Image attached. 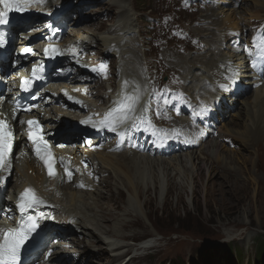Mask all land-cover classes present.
Segmentation results:
<instances>
[{
  "label": "rangeland",
  "instance_id": "1",
  "mask_svg": "<svg viewBox=\"0 0 264 264\" xmlns=\"http://www.w3.org/2000/svg\"><path fill=\"white\" fill-rule=\"evenodd\" d=\"M86 1L88 0L82 2ZM94 3H97L99 8L108 9L107 14L110 19L115 20L111 21L113 23L110 25L108 22L104 23L101 29H110L112 31L108 33L110 35L115 32L124 34L127 39L121 51V62L128 60L132 49L135 50L137 58L141 56L139 47L141 38L138 36L139 16L145 17L149 13L147 7L150 0H93L86 3L83 9H89ZM122 10L124 11L121 12ZM259 16H264V0H244L238 10L236 23H230L228 27L234 28L241 23L247 26ZM188 18L192 19L193 16L186 13L185 25H188ZM84 23H91V20H85ZM83 27L92 28L88 25ZM191 27L192 22L189 24V28ZM194 30L196 31V28ZM89 43V47L101 49L103 57H109L96 38H91ZM187 59V54L176 57L184 68L188 67ZM118 60L119 58H114L112 61L114 70ZM141 72V84L146 87L143 71ZM127 73L132 75V72ZM102 77L104 85L102 88L110 91L108 75ZM157 84L159 86L162 82L158 80ZM230 93L229 90L225 91V101H229L228 98L232 97ZM251 94L248 97L242 95L238 99L231 98L226 104L225 102L220 104L217 110L219 117L221 114L224 119L227 117L221 131L223 136L230 140L224 143L216 139L217 141L213 140L212 145L215 144L217 147L208 150L202 146L194 151L196 157L202 162L205 161L204 163L209 167L208 171L202 169L203 179H197L195 191V187L192 189L193 185L181 187L175 173H171L172 179H175L172 186L166 189L155 185L148 188L140 180H135L136 178L131 179V182L128 180L125 182L123 171L117 172L119 170L117 165L126 168L121 160L113 159L117 171L111 170L112 165L102 161L105 166L107 164L106 167L111 173L99 187L100 190L78 192L80 195L78 199L81 201L77 203V206L80 204L77 209L82 218L88 217V219H86L87 223L85 221L86 226H82L83 238L75 237V239L83 241L85 248L80 250L88 252L89 260L94 264H127L132 257H139V261L128 264H264V251L262 252L264 248V120H258L259 128L254 126L250 135L244 134L243 128L240 129L244 125L240 128L231 125L233 120L239 122L241 113L245 115L243 118L246 120V125L252 121L249 116L252 104L249 105L248 102ZM244 98L246 102L242 101ZM234 101H237L235 111L228 107ZM92 103L95 102L92 100ZM148 117H150L149 113ZM218 164L223 168L227 167L224 174L240 176L242 180L240 181L239 178L235 184V186L239 185L237 188L228 185L226 189H221L217 185L222 180L216 178V174L224 175L216 171ZM256 166L258 169H255ZM32 171L29 170V173L34 172ZM213 180L216 181V185ZM17 183L16 176L12 185ZM174 184L176 186L173 187ZM247 185L250 187L249 192L244 193L241 188ZM136 187L142 189L141 197L138 196ZM63 201L67 202L66 196ZM238 202L237 211L230 213V208L226 206ZM101 210L111 220L108 221L106 218L105 221L104 218L103 221ZM146 240L150 241L146 244L141 243ZM150 244L149 248H143V245ZM78 250V247L73 246L68 251L75 257ZM102 250L106 253L103 257L99 255ZM60 264H70L69 259Z\"/></svg>",
  "mask_w": 264,
  "mask_h": 264
},
{
  "label": "bare ground",
  "instance_id": "2",
  "mask_svg": "<svg viewBox=\"0 0 264 264\" xmlns=\"http://www.w3.org/2000/svg\"><path fill=\"white\" fill-rule=\"evenodd\" d=\"M92 1L93 0H88V1L83 3L82 1L79 0V3L81 5V7L83 8V6L86 3L92 2ZM68 3L71 4V2L69 0H48V1H43L42 2L43 8H44V10L46 12H53L57 8H61L62 6L66 5ZM123 11L124 10H122L121 12H123ZM118 12H119V10H118ZM117 13H115V14H117ZM226 18L231 20V18L228 17V16ZM41 21H45V20H41ZM108 21L111 22V21H115V20L114 19L112 20V19L109 18ZM84 22H85V20L83 22H81L79 28L76 29V30H80V34L77 36V38H79V39H81L83 41L87 40L85 45H82L80 47H83L85 49H89L88 54L83 55L82 58H85L86 61L88 62V64H91V66L96 68L95 70H93L94 72H98L99 73V69H101V65L100 64H92V63L96 62V61H98V59L102 58L103 57V52H102L101 49H97L98 47H93V46L89 47V45H90L89 42L91 41V38H96L98 40V42H100L103 50L108 53L109 57H111L109 60L113 61L114 58H119L117 64L115 65L116 66V70H114V68H113L114 67V62H113L111 64L112 74L108 75V80L111 81L112 85L115 83L116 86H117V88L113 91V93H110V95L114 96L116 90H118L116 96H117V98H119L121 96V94H122V92H119V88L120 87L124 86L125 84H128L130 86L135 85V90H136L137 95H138V97H137L138 98L137 99V110L140 111L142 116L138 115L137 117H134V115H131L130 116V120L131 121L132 120L140 121L142 119V117H148V113L149 112H148L147 109H149V100H150L149 96L151 95V93L149 94L148 90H146V89H149V88L145 89V87L141 84L142 72H141L140 67L138 66L139 61H138V58H136L135 50L132 49V51L129 53L128 60H126L124 62H121V60H122L121 51L123 50L125 43H127V39L124 36V34L120 35L118 32L117 33L115 32L112 35H110V34H108L109 32H112L110 29L99 30L96 27H94L93 25H91L90 23H84ZM91 22H92V20H91ZM86 25L92 26V28L91 27H83V26H86ZM25 30L26 29H20L19 33L21 35L28 34V33L22 34V32L24 33ZM115 31H117V30L115 29ZM111 42H115L117 47L112 48L111 46H109V43H111ZM109 57H104V58L108 59ZM173 64H175V63L174 62L171 63V65H173ZM206 67H207V64H206ZM185 69L188 72L187 76L185 77V80L190 75V71L191 70H195V71H198V72H199V70H201L200 67H196V64L194 62H191V61H188V67L187 68H183V70L185 71ZM102 71H103V69L100 70V73ZM127 72H132V75L128 74ZM94 75H98V74L94 73V74H90L89 76H94ZM59 76L61 78L60 81L53 80V82H52V85L54 86V88H51V91L53 93H54V91L59 90V86L60 85L66 84L65 79H66L67 73H65V75H59ZM71 76H72V73H71ZM194 76L195 75L193 73L192 77H194ZM85 77H88V76H85ZM72 83H74L72 85H74L75 88L77 86H79L80 84L82 86L83 85H87V86H89L91 88H94V89L96 87H101V88L104 87V85H103V77L100 78L99 80H97V79H90L89 81L83 80L79 84H77L76 81H74ZM66 85H68V84H66ZM149 85H151V83H149ZM189 85H191V84H189ZM68 86H69V94L72 95V92L74 93V91H73V89L71 88L70 85H68ZM82 86H80V88H82V90H84ZM238 88H239V85L235 84L234 89L238 90ZM77 89L79 90V88H77ZM142 90H144V91H142ZM110 91H111V89H110ZM238 92H239V90H238ZM143 93L147 94L148 98H147V102L145 103V105L140 107L141 98L146 97V95H144ZM251 93L252 94H251V97L248 98V102H249V105L252 104V106H250L251 115H249V116H251L250 120H252V121H249L247 123L248 125H246V122H245L246 120H245V118H243V117H245V115L243 113H241L240 117H239V122L233 120V122L231 123V125L233 127H238V128H240L241 126L244 125V127H241L240 129L243 128L244 129L243 133L244 134L247 133L249 135L251 133H253L254 126L257 127L258 120H264V84L257 86V88L252 90ZM98 95H99V92H97V91L92 94L93 97L94 96H98ZM51 96L54 99V95H51ZM100 96H101L102 99L105 98V95H103V94H101ZM114 98H115V96L113 97V99ZM224 98H226L225 95H224ZM231 98L232 97L228 98L229 101H231ZM71 99L75 100V97H73ZM113 99H112V101H113ZM106 100L109 101L111 99H109V96H108V98L105 99V102H106ZM129 100H131V99L129 98ZM54 101L55 100H53L51 104H49L47 106H44L45 114H47L45 119L48 120V124H49L50 128H52V129H62V128L66 127L69 124L72 126V122L70 123V119H69V116H72L70 110L66 109L64 107L63 103H60L58 101H56L57 102L56 104H53ZM93 101L96 102V100H93ZM242 101L246 102V99L244 98ZM0 103H2V102L0 101ZM220 104L219 103L215 104L216 111L220 107ZM95 106H99V103L95 104ZM56 113H58L61 117H59V116L57 117L55 115ZM222 115L223 114L220 115V118H221ZM53 116L56 117L58 122L52 121V120L49 119L50 117H53ZM73 118L76 120L77 115L76 116L73 115ZM77 119H79V118H77ZM88 119L89 120H93V118H91V117H89ZM101 119H102L101 117L97 118V120L99 122H101ZM259 125H260V123H259ZM257 128H259V126ZM259 136H260V133H259ZM253 137H254V135H253ZM254 140H255V138H254ZM212 142H213V140H211L209 143H207L203 147L208 148V150H211L212 149L211 147H213V148L217 147V145L215 146V144L212 145ZM194 151L195 150H193L191 152L184 153L182 155H174L175 157L173 156L172 158H168V159H164L162 157L151 158V157H149L147 155H138V154H136L135 152H132V151H127L126 153H123V152L122 153H108L106 151H99V152H97V153H95L93 155V159L96 160L99 163V165L101 167H104V168L107 166V164L105 166L104 163L102 164V161L112 165V169L111 170H113V171H117V169H115L116 166H114L113 159L114 160H117V159L121 160L122 164L124 166H126L127 169L125 167H121L120 165H117V167L119 169L117 172L121 173V171H123V174L125 176V178H124L125 182L127 180L131 182V179L136 178L135 180H140L141 182L146 184V186L148 188L149 187L152 188V186L155 185L157 187L160 186L161 188H163V189L165 188L166 189V188L172 186L173 180H175V179H172V174L171 173H175V176H176V179L178 181V184L181 187H185L186 185H188V186L189 185H191V186L193 185L192 189L195 187V189H194V191H195L196 187H197V179H203V175H202L203 174V170L208 171L209 167L204 163L205 161L202 162L196 157V155L194 154ZM18 154H21V152L19 151ZM100 154L103 155V156H100ZM205 157H206V155H205ZM111 158H112V160H111ZM122 158H124V159H122ZM19 159H20V162L17 164L16 161H15V165H14L15 166L14 170L21 171V176H20V174L17 176L18 184H22L23 181H27L29 183H33V184L37 185L38 187H42L41 186L42 185L41 180L43 179V174H41L35 168V166H34V164H32V162L28 161L29 157H27L26 155H24L23 159L22 158H19ZM244 163H246V162H244ZM24 164H26V166H25V168L23 170H21L20 168H22L24 166ZM226 168L221 167L219 164L216 165V171L218 173H220V174L226 173V170H227ZM29 169L35 170L36 174L30 175L29 172H27ZM255 169H258V167L256 166ZM105 171H107V170H102L101 172L103 173ZM108 172L111 173V171H109V170H108ZM133 175L135 177H133ZM216 178H220V180H222V181H219V183L217 185L220 186L221 189H224V188L226 189V187L228 185L229 186L230 185L231 186H235V184H237V181H239L240 176L238 174L230 175V176L227 175V174H224V175L216 174ZM8 180H9L8 177H5L4 179L0 180V182H1L0 183V187H6V184L8 183ZM241 180L242 179L240 178V181ZM215 182L216 181H214V185H216ZM10 183H13V177L11 178ZM174 186H176V185L174 184L173 187ZM238 186L239 185H237L235 187L237 188ZM77 189H78V187L74 188L72 184H64V186L61 187L59 189V191L62 192L64 196H66L67 202H64L63 200L59 201L58 206L60 207V209L62 211H66L67 212L66 219L70 215H74V216H76L78 218V220H77L78 226H79V222L82 223V226H86L85 225V221H86V219H88V217H83L82 218L80 213H79V211H78V209H77V207L80 206V204H78V206H77V203L81 201V200L79 201L80 195H78V192L80 190H77ZM221 189H219V190H221ZM249 189H250V187L248 185L241 188V190L244 193L245 192H249ZM98 190H100V189H98ZM136 191H138V196L141 197V194L143 192L142 189H139L138 187H136ZM87 192H90V191L83 190V192H81V193H87ZM110 201L113 202L114 200L110 199ZM63 203H65L67 206H65ZM83 204L85 206V202L84 201H83ZM238 205H239V202L238 203L229 204L226 207L230 208V210H231L230 213H233V212L237 211L236 208H238ZM82 211H85V209H82ZM101 212H102V210H101ZM102 213H103L102 214V220L105 218V221H106V218L109 217V216H106V213L104 214V212H102ZM107 220L109 221L111 219L107 218ZM66 222H67V220H60V221L55 222V223H66ZM86 223H87V221H86ZM74 227H75L74 225L69 227V231L66 234V236L69 235V233L72 232V229ZM76 227H77V225H76ZM80 227H81V224H80ZM55 229L57 230V228H55ZM105 231H107V230L105 229ZM91 233L93 234V232H91ZM76 234H79V231L77 230V228H75L74 234H70L69 236L70 237H72V236L74 237V239L73 238L70 239V242H71V244L73 246L78 247V249H79L78 253H76V256L74 257V256H72L69 253V251H67V253H66L67 257H66L65 260L69 259V263L70 264H94L92 260L88 259V252H84V251L80 250L81 248H85L84 247L85 244H83V241H78V240L75 239ZM96 237L98 238V240L99 239L101 240V238H99L98 236H96ZM148 241H150V240H146V241H143L141 243H145L146 244ZM61 245H64L65 247H67L66 244H61V242H57L56 244H54V245L49 247V248L56 249L55 252H54V256L55 257H57V255L63 251L62 248L60 247ZM150 246H151V244L150 245H143V248L146 249V248H149ZM87 249L89 250L88 247H87ZM105 254L106 253L103 250L100 251V253H99V255L102 256V257ZM40 258H43V257H40ZM51 258H53V257H51ZM107 258H108V256H107ZM73 261H75V262H73ZM132 261H135V262L139 261V257H132V259L129 262H132Z\"/></svg>",
  "mask_w": 264,
  "mask_h": 264
},
{
  "label": "snow or ice",
  "instance_id": "3",
  "mask_svg": "<svg viewBox=\"0 0 264 264\" xmlns=\"http://www.w3.org/2000/svg\"><path fill=\"white\" fill-rule=\"evenodd\" d=\"M3 5V10H0V24H7L9 22V13L17 12L23 13L27 10V4L23 0H0ZM3 43V36L0 34V44ZM52 46H49L51 48ZM25 52H30L31 49H25ZM46 51H48L46 49ZM54 51V49H53ZM222 87H226L222 85ZM204 111H207L205 109ZM5 121L0 120V168L7 167L9 154L12 149L13 134L9 129H5ZM29 139L35 148L36 155L45 162L48 167L49 175L53 174L52 164L49 162L50 153L47 151L46 142L42 145L40 138L36 135V130L33 126H37L38 121L29 120ZM83 123H89L84 121ZM112 123L107 121V124ZM102 126H106V122H101ZM70 175V173H69ZM43 203V200L35 195L33 189H25L21 193V199L17 205L18 209L23 213L26 209H34L36 205ZM39 225L36 223V218L29 216L28 223L22 225L18 229H8L4 233L3 242L0 243V264H19L20 252L24 247L25 242L28 240L30 233L34 232Z\"/></svg>",
  "mask_w": 264,
  "mask_h": 264
},
{
  "label": "trees",
  "instance_id": "4",
  "mask_svg": "<svg viewBox=\"0 0 264 264\" xmlns=\"http://www.w3.org/2000/svg\"><path fill=\"white\" fill-rule=\"evenodd\" d=\"M264 251V248H263V250H262V252ZM262 255V254H261Z\"/></svg>",
  "mask_w": 264,
  "mask_h": 264
}]
</instances>
